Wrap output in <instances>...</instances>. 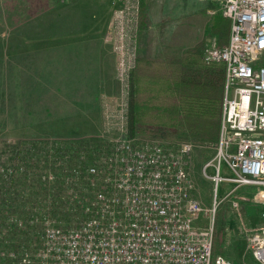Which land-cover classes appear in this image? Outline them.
<instances>
[{
  "label": "built area",
  "instance_id": "1",
  "mask_svg": "<svg viewBox=\"0 0 264 264\" xmlns=\"http://www.w3.org/2000/svg\"><path fill=\"white\" fill-rule=\"evenodd\" d=\"M126 1V8L116 13V32L118 68L128 84L137 60L140 9L139 0ZM195 1L217 2L231 22L227 44L207 48L202 56L205 64L225 66L216 156L206 165L216 173L208 177L216 185L222 180L235 183L228 196L248 186L264 202V64L254 65L264 54V0ZM1 9L2 0L0 25ZM128 40L134 44L126 45ZM127 91L121 102L124 124ZM114 104L115 99L105 103L108 118ZM193 149L190 142L166 146L154 139L116 141L103 166L90 168L101 180L86 208L91 217L73 228L49 224L42 245L24 253L18 264H231L213 253L218 202L207 207L194 195L188 170ZM222 160L233 177L220 174ZM238 204L234 198L233 207ZM248 244L255 260L264 264V228L250 234Z\"/></svg>",
  "mask_w": 264,
  "mask_h": 264
},
{
  "label": "rangeland",
  "instance_id": "2",
  "mask_svg": "<svg viewBox=\"0 0 264 264\" xmlns=\"http://www.w3.org/2000/svg\"><path fill=\"white\" fill-rule=\"evenodd\" d=\"M22 1L2 0L0 137L9 143L22 138L123 140L126 121L124 124L120 117L121 102L128 84L117 63L116 13L126 8L127 1L39 0L26 19L23 7L17 4ZM144 2L145 24L137 32V55L168 59L199 42L205 50L215 45L210 22L221 11L217 2ZM128 44L134 41H126ZM255 63L264 64V54ZM111 99L115 104L108 118L105 103ZM216 144L195 146L191 152L188 170L194 195L207 207L218 202L214 227L216 238L220 235L222 241L217 244V255L231 264H260L249 249L248 239L264 228V202L257 201L254 189L248 186L228 196L235 183L222 180L216 185L208 177L216 173L214 166H206L216 156ZM220 174L234 176L225 160ZM234 198H238L237 207L232 205Z\"/></svg>",
  "mask_w": 264,
  "mask_h": 264
},
{
  "label": "trees",
  "instance_id": "3",
  "mask_svg": "<svg viewBox=\"0 0 264 264\" xmlns=\"http://www.w3.org/2000/svg\"><path fill=\"white\" fill-rule=\"evenodd\" d=\"M39 0L17 3L30 17ZM141 0L139 29L145 24ZM217 47L227 44L231 22L221 12L211 19ZM203 42L167 60L137 55L129 75L125 137L158 140L166 146L190 142L211 147L219 140L225 66L202 61ZM115 143L49 138L0 137V264H18L43 243L49 224L79 226L92 213L101 182L90 168L103 166ZM221 236L215 233L217 255Z\"/></svg>",
  "mask_w": 264,
  "mask_h": 264
},
{
  "label": "crops",
  "instance_id": "4",
  "mask_svg": "<svg viewBox=\"0 0 264 264\" xmlns=\"http://www.w3.org/2000/svg\"><path fill=\"white\" fill-rule=\"evenodd\" d=\"M214 37V36H213ZM187 50V49H186ZM185 51V50H184ZM184 51H182L179 55H177V56H180ZM142 56H144V57H146V58H148V59H151V60H167V59H156V58H151V57H148V56H145V55H143L142 54ZM177 56H173V57H177ZM169 58H172V57H169ZM168 58V59H169ZM100 107H101V104H100ZM80 108H83V107H80Z\"/></svg>",
  "mask_w": 264,
  "mask_h": 264
}]
</instances>
